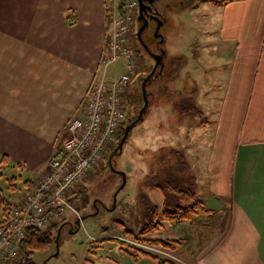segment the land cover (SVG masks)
<instances>
[{"label":"crops","instance_id":"crops-1","mask_svg":"<svg viewBox=\"0 0 264 264\" xmlns=\"http://www.w3.org/2000/svg\"><path fill=\"white\" fill-rule=\"evenodd\" d=\"M208 3L220 13L206 33L214 59L182 87L197 112L177 118L217 129L205 152L182 135L181 170L172 180L190 185L213 221L195 227L204 231L198 239L167 238L173 250L138 247L164 252L154 255L169 264H264V0ZM106 26L104 0H0V156L9 164L37 176L48 171L67 122L82 116ZM154 193L149 198L161 208ZM146 259L153 260L136 264Z\"/></svg>","mask_w":264,"mask_h":264},{"label":"rangeland","instance_id":"rangeland-1","mask_svg":"<svg viewBox=\"0 0 264 264\" xmlns=\"http://www.w3.org/2000/svg\"><path fill=\"white\" fill-rule=\"evenodd\" d=\"M127 1L132 0L119 1L117 13H127ZM194 4L195 0H190L188 4L173 6L165 13L166 23L160 29L162 36L159 39L162 41L159 50L164 53L162 76L157 79L161 74L158 68L156 77L145 88V96L141 90L142 84L152 71L155 60L142 50L144 48L137 37L138 7L136 15L135 10L132 12L126 43L136 51L138 65L134 77L130 78L126 86L130 97L125 98V94L123 95L122 107L127 123L129 120L135 122L144 102L147 103L145 111L140 120L132 124L121 149L104 152L101 165L98 164L97 168L82 177L67 194L68 200L73 199L71 207L74 212L68 210L64 221L51 230V244L32 254H28L26 245L23 244L18 250L17 258L10 264H88V260L92 264H136L132 253L134 248H139L140 242L134 237L138 236L143 226L144 207L152 204L150 192L155 191L160 196L158 190L153 188L154 185L179 176L177 174L182 162L177 152L183 144H178V140L184 133H188L189 143L201 145L205 152L208 137L214 135L217 129L215 126L200 129L196 125L197 120L180 121L177 118L176 107H182V102L190 99L189 93H182L186 78L193 73L198 74L197 76L204 75V71L208 69L205 65H210L214 59L206 33L214 29L220 20L219 11L211 9L209 3L197 2L193 8H189ZM141 39L144 37L141 36ZM144 42L150 53H159L156 44L160 41L147 38ZM211 49L218 51L219 47ZM198 55L202 59L201 66L194 71V58ZM222 57L225 62L226 55L223 54ZM178 58H183L184 62L177 60ZM102 71L103 67H99L97 79H100ZM124 71L123 58L107 67L110 78L117 77ZM117 144L119 141L113 147ZM60 146L62 147V143ZM56 153L59 150L54 154ZM51 160L52 157L49 161ZM202 160L206 161L204 153ZM187 162V169H190L191 160L188 159ZM43 174L37 176V173L28 172L15 164H0V193L15 205ZM182 178L188 181L187 175ZM26 183L30 185L29 190ZM79 192H83L87 198V205H82L83 197ZM157 196L155 194V198ZM207 219V215L200 212L194 217L195 223L161 221L162 226L151 239L167 240L170 236L175 238L176 232L185 233L188 240L198 239L204 231L200 230L198 233L195 227L206 223L204 220ZM212 221V218L207 220L208 224ZM146 260L150 264H157L154 260Z\"/></svg>","mask_w":264,"mask_h":264},{"label":"built area","instance_id":"built-area-1","mask_svg":"<svg viewBox=\"0 0 264 264\" xmlns=\"http://www.w3.org/2000/svg\"><path fill=\"white\" fill-rule=\"evenodd\" d=\"M119 1L104 0L108 35L99 61V67H103L100 79L91 84L83 116L66 124V137L59 153L52 156L48 171L11 208L9 222L0 229V264H10L17 258L27 229L45 231L64 221L68 210L74 212L67 194L98 166L105 150L117 141L126 117L121 95L137 68L135 51L126 43L136 1L125 3L126 14L117 13ZM121 58L125 71L117 77H108L107 67ZM149 251L166 256L162 251Z\"/></svg>","mask_w":264,"mask_h":264},{"label":"trees","instance_id":"trees-1","mask_svg":"<svg viewBox=\"0 0 264 264\" xmlns=\"http://www.w3.org/2000/svg\"><path fill=\"white\" fill-rule=\"evenodd\" d=\"M230 1L233 0H221L222 3H227ZM72 24L73 22L69 21V25ZM144 44L146 45V43ZM124 94L125 98L130 97V95L127 94L126 91ZM182 103L184 104L182 107H176L180 115L194 114L195 112H197L191 99ZM124 130V127L119 130L116 143L118 141L120 142L121 138L123 137ZM117 146L118 144L115 147H110L107 149L108 151L115 150ZM8 163L9 159L6 156H0V164L7 165ZM26 186L27 188L30 187V185L27 183ZM153 188L156 191L158 190L162 197V207L159 208L157 206H154L153 204L151 205L150 203L146 204V206L144 207L143 226L138 233V236L134 238L139 242L161 247L166 250H173L175 248V246L173 245L175 241L151 239L150 237L152 234L158 231L159 227L162 226L161 221L191 222L193 221L194 217L197 216L200 212L206 214L211 213L212 211L206 208V206L197 199L190 185L182 186L181 184V186L179 187V183L171 180L161 184H156ZM79 193H82V205H87V198L84 196L83 192ZM68 201L71 203L73 199H69ZM12 206L13 204L2 197L0 193V229L4 228V226L9 222ZM57 226L58 225H54L42 232L33 229H27L26 238L23 241L22 245H26L28 254H32L34 253V251H40L42 248L50 245L51 230L57 228ZM128 234L132 235L131 232H128ZM22 245L20 247H22ZM133 251L134 252L132 253V257L134 258V261H137L139 257H147L158 261L159 264H169L168 261L163 260L159 256H156L154 254H147L139 248H134ZM87 262L88 264H92V262L89 260Z\"/></svg>","mask_w":264,"mask_h":264},{"label":"flooded vegetation","instance_id":"flooded-vegetation-1","mask_svg":"<svg viewBox=\"0 0 264 264\" xmlns=\"http://www.w3.org/2000/svg\"><path fill=\"white\" fill-rule=\"evenodd\" d=\"M189 1L190 0H145L143 1L142 6L146 8V10L142 12V17L138 16V25H139L138 28L140 30L142 26H144L145 24H147L146 25L147 27H145V29L142 30L141 32L140 42L144 44L145 39L151 38L149 37L151 36V34L153 36V32L155 31V28H156V22L164 21L165 20L164 15L167 11L172 9L173 6L177 7L181 5L183 6L184 4H188ZM202 1H205V3H208V2H218L221 0H195V4L197 2H202ZM195 4L189 8H193ZM137 7L139 8L138 1H137ZM141 36L142 38L144 37L143 40L141 39ZM157 40L158 39H156L155 41ZM145 47H146V50H149L147 45H145ZM142 50H145V49H142Z\"/></svg>","mask_w":264,"mask_h":264},{"label":"water","instance_id":"water-1","mask_svg":"<svg viewBox=\"0 0 264 264\" xmlns=\"http://www.w3.org/2000/svg\"><path fill=\"white\" fill-rule=\"evenodd\" d=\"M137 1H138V4H139V8H138V13H139V15H138V16L142 17V12H143L144 10H146V8H144V7L142 6L143 1H145V0H137ZM164 17H165V15H164ZM165 23H166V18H165L164 21L156 22V28H155V31L153 32V30H152V32H153V36H152V34H151V36H150L151 39H153V40L158 39V41H160L159 43L156 44V47H157L158 49L160 48V45H161V43H162V41L159 40L160 37L162 36V34H160L159 30L163 27V25H165ZM146 25H147V24H145L144 26H142V28H141V29L139 30V32H138L137 37L139 38V42H140V35H141V32H142V30L145 29V27H147ZM158 32H159V33H158ZM140 45L143 46V48L146 50V47H145V45H144L142 42H140ZM147 54H148L149 58H151L153 61L155 60V61H154L155 64H154V66H153L152 72H151V73L149 74V76L145 79V83H143V85H142V91H143L144 96L146 95V93H145V88H146V86H147L148 83H149V82L147 83V81H150L151 77L154 76L155 71L157 70V68H159V71H160V72H161L162 69H163V62H162V59H163V55H164V53L161 52V50H160L159 54H152V53H150L149 51H147ZM146 104H147V103L144 102V105H143L142 109L140 110L139 115H138V117L136 118L135 122L132 123V122H130V120L128 121L129 124L125 127L123 137L121 138V140H120V142H119V145L117 146V149H121L122 144L125 142L126 137H127V134L129 133V131H130L131 127H132V124L134 125L137 121L140 120L142 113L145 111ZM130 125H131V126H130Z\"/></svg>","mask_w":264,"mask_h":264},{"label":"bare ground","instance_id":"bare-ground-1","mask_svg":"<svg viewBox=\"0 0 264 264\" xmlns=\"http://www.w3.org/2000/svg\"><path fill=\"white\" fill-rule=\"evenodd\" d=\"M106 44V43H105ZM159 50V49H158ZM147 51H149V50H146V52ZM104 52H105V46H104V48H103V52H102V54H101V56L104 54ZM159 52H160V50H159ZM135 54H136V57H137V53H136V51H135ZM159 54V53H158ZM101 58V57H100ZM163 60V59H162ZM99 61H100V59H99ZM158 69V68H157ZM98 71H99V62H98V65H97V71H96V73H95V77L93 78V80L91 81V84H92V82L95 80V79H97V76H98ZM159 71V70H158ZM152 72V71H151ZM150 72V73H151ZM160 72V71H159ZM149 73V74H150ZM132 77H134V75L133 76H131L130 78H132ZM156 77V71H155V74H154V76L153 77H151V79H150V81H147V83L149 82H151L152 81V78L154 79ZM129 81H130V79H129ZM129 83V82H128ZM143 83H145V80H144V82ZM148 83V84H149ZM143 85V84H142ZM90 87H91V85H90ZM141 90H142V88H141ZM125 91H126V88H125V90L123 91V93H122V104H121V106L124 104V98H123V95H124V93H125ZM89 92H90V88H89V90H88V99H89ZM142 93H143V91H142ZM88 99H87V101H88ZM87 101H86V103H87ZM86 103H85V105H86ZM84 108H85V106H84ZM122 109H123V111L125 112V110H124V108L122 107ZM84 111V110H83ZM128 125L129 123H127V119H126V117H125V121L123 122V124H122V127L121 128H125V125ZM120 128V129H121ZM119 145V144H118Z\"/></svg>","mask_w":264,"mask_h":264}]
</instances>
